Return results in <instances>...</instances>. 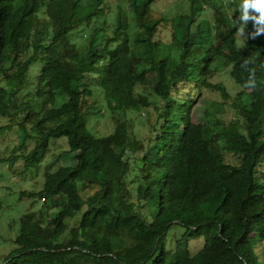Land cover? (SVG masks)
Instances as JSON below:
<instances>
[{
    "label": "trees",
    "instance_id": "obj_1",
    "mask_svg": "<svg viewBox=\"0 0 264 264\" xmlns=\"http://www.w3.org/2000/svg\"><path fill=\"white\" fill-rule=\"evenodd\" d=\"M241 2L0 0V136L19 140L0 162L39 168L61 137L71 157L20 191L42 205L0 264H264V33L240 31ZM205 90L233 98L228 122L200 116ZM96 93L113 120L99 136ZM142 109L146 131L127 116Z\"/></svg>",
    "mask_w": 264,
    "mask_h": 264
},
{
    "label": "rangeland",
    "instance_id": "obj_2",
    "mask_svg": "<svg viewBox=\"0 0 264 264\" xmlns=\"http://www.w3.org/2000/svg\"><path fill=\"white\" fill-rule=\"evenodd\" d=\"M179 1L180 0H176L177 3H179ZM163 2L165 5L162 6V8L167 11V7L169 5L168 3H170L171 0H163ZM214 15V9L207 10L208 18ZM168 27L169 25L166 23L164 28ZM160 36L166 39L169 38V34L166 31H162ZM215 78L217 80L224 81L226 83L225 85L230 87L233 97L238 91L241 90V87L233 86V82L229 77L228 70L224 69L219 75L212 77V79ZM94 98L97 100L98 105L94 109L90 110L87 114L89 122L88 127L93 134L99 136L112 131L113 120L111 118V112L109 108L102 105L104 103L103 98L98 93H96L90 101H92ZM232 100L233 98L223 100L217 91L205 90L203 96L197 100V104H201V108L198 112L201 113L200 116L203 112H208V114L205 113L204 116H209L212 113L217 116L219 120L228 122V120L234 116V109L230 108ZM46 103L47 102L44 104L42 102H36L34 105L40 106L42 104L46 105ZM120 115L122 116V114ZM127 116H134L136 118L141 116V119L144 120V122L143 125L140 124V126L143 127L144 131L147 130L149 125L148 122H152L155 119L154 115H152V113H150L147 109H142L133 115L129 113ZM7 121L8 119H0V125L8 123ZM136 121H138V118ZM18 142V136L13 133V130L10 132H5L3 135H1L0 156L8 155V151L17 145ZM32 146V142H28L24 148V151L29 150ZM67 148L68 146L66 144V138L61 137L56 140H51L52 150L48 154L47 157L49 158L46 162L50 168L54 169L59 164H67L71 162L70 154L66 152ZM20 151L21 150H19V152ZM47 164L44 163L39 168L24 171L20 161L12 165H10L8 162H0V262H2L5 256L16 247L14 239L18 233L20 216L31 210L37 212L42 205V200L41 202L40 200L34 201L32 198L27 196L21 198L20 191L23 189L39 190L43 184V172L47 168ZM87 191L92 192L93 190L85 186L84 192ZM45 213L46 222L52 223L54 212L46 210ZM262 229L264 233V223L262 224ZM180 234L181 230H175L171 236V239H174ZM116 239L121 240V244L124 247V255L129 253L131 249L138 246L141 242V239L134 236V232L122 233L120 237ZM201 243V239H193L190 241L193 252L201 245Z\"/></svg>",
    "mask_w": 264,
    "mask_h": 264
},
{
    "label": "clouds",
    "instance_id": "obj_3",
    "mask_svg": "<svg viewBox=\"0 0 264 264\" xmlns=\"http://www.w3.org/2000/svg\"><path fill=\"white\" fill-rule=\"evenodd\" d=\"M249 20L253 21L255 29L251 35L255 36L264 33V0H242L239 4L238 21L241 32L244 31ZM247 83L254 84L251 76Z\"/></svg>",
    "mask_w": 264,
    "mask_h": 264
}]
</instances>
